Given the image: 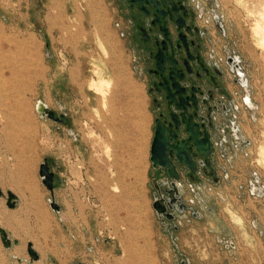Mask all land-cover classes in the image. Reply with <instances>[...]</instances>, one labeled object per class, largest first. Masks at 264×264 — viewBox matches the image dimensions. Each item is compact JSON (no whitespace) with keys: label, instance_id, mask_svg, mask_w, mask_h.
Listing matches in <instances>:
<instances>
[{"label":"rangeland","instance_id":"374dc122","mask_svg":"<svg viewBox=\"0 0 264 264\" xmlns=\"http://www.w3.org/2000/svg\"><path fill=\"white\" fill-rule=\"evenodd\" d=\"M217 1L226 35L211 24L210 39L241 56L254 104L237 122L241 141L215 154L217 181L186 186V208L162 219L149 96L116 0H0V227L17 241L0 239V264H264V46L254 30L264 0ZM91 79L109 80L104 101ZM26 162L32 186L20 182Z\"/></svg>","mask_w":264,"mask_h":264},{"label":"flooded vegetation","instance_id":"af4514ba","mask_svg":"<svg viewBox=\"0 0 264 264\" xmlns=\"http://www.w3.org/2000/svg\"><path fill=\"white\" fill-rule=\"evenodd\" d=\"M219 5L217 0H116L123 36L137 53L149 96L152 206L162 219L174 217L176 206L186 208V186L217 181L215 154L231 143L237 146L231 136L241 141L237 122L254 104L241 56L210 39L211 24L226 35L224 15L215 11Z\"/></svg>","mask_w":264,"mask_h":264},{"label":"water","instance_id":"95a60500","mask_svg":"<svg viewBox=\"0 0 264 264\" xmlns=\"http://www.w3.org/2000/svg\"><path fill=\"white\" fill-rule=\"evenodd\" d=\"M41 111V110H40ZM42 113V111H41ZM43 114V113H42ZM47 115L50 118H54V112L52 110H47ZM56 120H59V118H55ZM155 143H156V136L154 137L153 143L151 145V150H152V156L150 157V160L153 162V165H156L157 161H158V157L155 154ZM39 175L41 176V180L42 183L46 186L47 189L50 190L51 194L53 192L54 189V184H53V179H54V173L50 170L49 165L46 161H43L40 163L39 165ZM3 194V190L0 187V196H2ZM6 200H7V204L9 207L13 208L16 205V200H15V195L13 192L11 191H7L6 193ZM154 206L156 207V203L154 204ZM51 207L57 211L58 210V205L55 201H51ZM158 211V210H157ZM0 239L1 242L3 243V245L5 246H10L11 243H16V240H11L8 236L7 231H5V229L0 227ZM28 246V254L31 258V260H35L38 258V253L36 252V250L33 249L31 243L27 244ZM78 264H85L83 262L78 263Z\"/></svg>","mask_w":264,"mask_h":264},{"label":"bare ground","instance_id":"6f19581e","mask_svg":"<svg viewBox=\"0 0 264 264\" xmlns=\"http://www.w3.org/2000/svg\"><path fill=\"white\" fill-rule=\"evenodd\" d=\"M263 9H264V5H263ZM259 10V9H258ZM261 13V21H257V23H255V35L258 36V40L259 43L264 46V10ZM90 82L89 86L90 88H93L96 91H99L102 93L103 96V101L106 97V92L104 88H108V86L110 85V82L108 79H101L99 81L97 80H93ZM140 98V97H139ZM39 110L42 111V113H45V107H43L42 103L39 102L36 106ZM142 143V142H141ZM261 153H264V149L262 148Z\"/></svg>","mask_w":264,"mask_h":264},{"label":"crops","instance_id":"0c3cea01","mask_svg":"<svg viewBox=\"0 0 264 264\" xmlns=\"http://www.w3.org/2000/svg\"><path fill=\"white\" fill-rule=\"evenodd\" d=\"M8 145H12L13 143L10 141V140H7L6 142ZM26 166L28 169H31L30 170V175L29 176H25V177H22V180L20 182H27V184H29L30 186L33 185V182H34V169L33 168V164L32 162H26ZM1 175V174H0ZM1 179V177H0ZM1 182V181H0ZM2 183V182H1ZM0 183V184H1ZM0 187L2 188V185H0Z\"/></svg>","mask_w":264,"mask_h":264}]
</instances>
